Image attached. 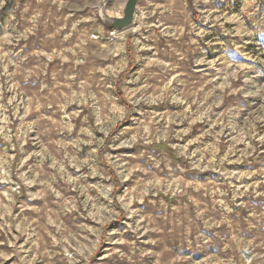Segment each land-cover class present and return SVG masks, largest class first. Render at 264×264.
I'll return each mask as SVG.
<instances>
[{"label": "rangeland", "instance_id": "374dc122", "mask_svg": "<svg viewBox=\"0 0 264 264\" xmlns=\"http://www.w3.org/2000/svg\"><path fill=\"white\" fill-rule=\"evenodd\" d=\"M124 1L0 0V264H264V0Z\"/></svg>", "mask_w": 264, "mask_h": 264}, {"label": "water", "instance_id": "95a60500", "mask_svg": "<svg viewBox=\"0 0 264 264\" xmlns=\"http://www.w3.org/2000/svg\"><path fill=\"white\" fill-rule=\"evenodd\" d=\"M137 2L138 0H125L120 16L104 15L105 24H103L101 32L104 33L105 30L109 28L121 30L132 25Z\"/></svg>", "mask_w": 264, "mask_h": 264}, {"label": "built area", "instance_id": "2783aa9c", "mask_svg": "<svg viewBox=\"0 0 264 264\" xmlns=\"http://www.w3.org/2000/svg\"><path fill=\"white\" fill-rule=\"evenodd\" d=\"M106 33V34H105ZM105 38L112 37L115 33V30H109L108 32H105ZM101 37H103V34L100 31H95L90 34V38L93 40H98Z\"/></svg>", "mask_w": 264, "mask_h": 264}]
</instances>
